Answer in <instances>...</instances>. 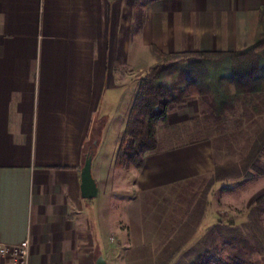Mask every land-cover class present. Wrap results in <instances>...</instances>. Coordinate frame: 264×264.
Instances as JSON below:
<instances>
[{"label": "crops", "instance_id": "crops-1", "mask_svg": "<svg viewBox=\"0 0 264 264\" xmlns=\"http://www.w3.org/2000/svg\"><path fill=\"white\" fill-rule=\"evenodd\" d=\"M135 2L0 0V245L28 238L29 264L168 262L175 190L213 173L201 145H157L140 168L116 158L158 54L251 46L264 0L141 1L139 24ZM94 143L87 200L80 169Z\"/></svg>", "mask_w": 264, "mask_h": 264}, {"label": "rangeland", "instance_id": "rangeland-1", "mask_svg": "<svg viewBox=\"0 0 264 264\" xmlns=\"http://www.w3.org/2000/svg\"><path fill=\"white\" fill-rule=\"evenodd\" d=\"M150 56L147 54L146 58L152 60L154 56ZM155 60L158 62V57ZM209 70L214 72L215 69ZM181 87L185 91L183 82ZM186 98L184 103L170 107L166 125H156L160 149L201 145L210 151L213 172L216 167L239 169L244 166L249 139L264 128V108L261 114L243 120L241 128H237L238 116L231 117L222 130L213 121L207 124L202 120L199 98ZM92 150L94 155L97 146ZM253 165L254 169L247 170L250 173L247 178L209 186L213 173H208L175 190L179 197L174 199L171 219L173 216L178 219L170 225L173 228L165 231L171 233V237L160 248L167 252L159 255L160 258L169 255L170 261L158 264H190L205 251H213L211 255H204L209 264H235L232 255L236 254L238 246L246 256L249 255L244 247H250V264H264V213L258 214L256 210L257 201L264 197V156H258ZM164 200L160 205L167 203L166 198ZM163 225L168 226L166 222ZM3 260L0 258V264H6Z\"/></svg>", "mask_w": 264, "mask_h": 264}, {"label": "trees", "instance_id": "trees-1", "mask_svg": "<svg viewBox=\"0 0 264 264\" xmlns=\"http://www.w3.org/2000/svg\"><path fill=\"white\" fill-rule=\"evenodd\" d=\"M141 1L153 0H136L137 24L142 17L138 7ZM158 57L159 62L139 81L125 135L119 146L117 166L140 168L143 165V155L156 150L158 145L156 125H166L170 107L184 103L186 96L199 98L203 108L202 120L207 124L213 121L222 130L235 115L238 116L237 128H241L243 120L247 121L263 112L264 8L259 13L255 40L244 50L158 54ZM182 82L185 91L180 88ZM249 145L244 166L239 169L216 167L208 185L249 177L248 168L254 169L253 161L258 156H264V128L253 139H249ZM256 210L258 214L264 213V197L257 201ZM238 248L236 254L232 255L234 263L250 264V247H244L249 256L243 255L241 246ZM212 252L205 251L204 255H211ZM204 255L199 254L190 264H209Z\"/></svg>", "mask_w": 264, "mask_h": 264}, {"label": "water", "instance_id": "water-1", "mask_svg": "<svg viewBox=\"0 0 264 264\" xmlns=\"http://www.w3.org/2000/svg\"><path fill=\"white\" fill-rule=\"evenodd\" d=\"M89 147V152L85 154L82 167L80 169V195L83 199H93L97 196V186L92 177L91 164L93 158L92 146ZM95 264H106L102 257H98Z\"/></svg>", "mask_w": 264, "mask_h": 264}, {"label": "built area", "instance_id": "built-area-1", "mask_svg": "<svg viewBox=\"0 0 264 264\" xmlns=\"http://www.w3.org/2000/svg\"><path fill=\"white\" fill-rule=\"evenodd\" d=\"M30 243L26 238L18 245H0V258L6 259L8 264H29Z\"/></svg>", "mask_w": 264, "mask_h": 264}]
</instances>
